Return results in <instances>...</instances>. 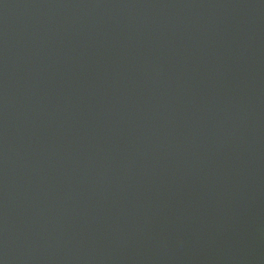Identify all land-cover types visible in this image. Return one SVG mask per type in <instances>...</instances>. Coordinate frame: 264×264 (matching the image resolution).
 <instances>
[{
	"label": "water",
	"instance_id": "obj_1",
	"mask_svg": "<svg viewBox=\"0 0 264 264\" xmlns=\"http://www.w3.org/2000/svg\"><path fill=\"white\" fill-rule=\"evenodd\" d=\"M0 264H264V0H0Z\"/></svg>",
	"mask_w": 264,
	"mask_h": 264
}]
</instances>
